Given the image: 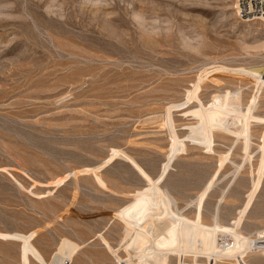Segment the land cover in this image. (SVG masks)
<instances>
[{"label":"rangeland","instance_id":"rangeland-1","mask_svg":"<svg viewBox=\"0 0 264 264\" xmlns=\"http://www.w3.org/2000/svg\"><path fill=\"white\" fill-rule=\"evenodd\" d=\"M237 5L0 0V264H210L214 226L245 241L215 264H264V22ZM239 90L242 133L205 128Z\"/></svg>","mask_w":264,"mask_h":264},{"label":"bare ground","instance_id":"bare-ground-1","mask_svg":"<svg viewBox=\"0 0 264 264\" xmlns=\"http://www.w3.org/2000/svg\"><path fill=\"white\" fill-rule=\"evenodd\" d=\"M256 20H262V22H264V19H256ZM263 48H264V44H263ZM256 70H249V71L253 72L254 75H256L257 73L260 72V70H257V71ZM256 82H258L259 85H263L264 84L261 81L260 77H257V81ZM240 95L241 94H240V90H239V92H233V93L230 92L228 94L225 93V95H220L219 94L216 97H214V101L212 102L210 108L209 109H205L203 112H201L202 113L203 125L206 126L205 128H211V129H214V130H229L230 128L234 127L235 129H238L239 134H240L242 129L245 127V123H244V121H242L243 118L241 116L243 108H242V106L240 104V101H239L240 100ZM251 109H252V107H250L249 110H251ZM245 120H246V118H245ZM248 148H249V146L246 145L245 149H248ZM240 167L241 166H239V168ZM205 192H206V189L203 190V193L200 195V198L205 194ZM196 225L197 226H195L196 227L195 230L196 231L198 230L197 233H199V236H200V235L203 234V232H204L203 229L204 228L202 229L200 221H199V223L196 222ZM216 225H217V223H216ZM208 230H209L208 236H209V239H211V248H212V249H210L211 251L210 250L208 251V257L210 259V264H215L217 259L219 258L218 252L216 253L213 250V248H214L213 246L216 247L218 244H221L222 246H225V248H226V247H229V246L233 247V246H235L237 244H241L242 242L245 243L244 236H241L240 233H236V232L234 233L231 230H223V235H222L223 239H222V242L220 243L218 241V232L221 233L222 230L220 231L217 228V226H214L212 229H208ZM229 234L232 237H231V239L228 240V239H226L227 237L225 238V236L229 235ZM128 235L133 237L134 240L135 239H136V241L138 240L139 242L143 241L145 239L149 240L151 238L150 234L148 232L140 233V232H132V231L128 230ZM256 238H257L256 240L252 241V243H254L253 244V247H254L253 250L261 251L264 254V229L258 230L256 232ZM198 240H200V239L198 238ZM198 240H197V242H198ZM128 244H130V242ZM165 246H166V244H165ZM220 246H219L218 250H220V251L223 250L224 251V249H221ZM139 247H141V246H139ZM163 247H164V245H163ZM205 247H208V245H206ZM209 248L210 247H208L207 249H209ZM216 248H215V250H216ZM138 250H139L138 252H140L139 253V258H140L139 262L141 261L140 262L141 264H150V262L148 263V261L150 259H154L155 257H157L156 256V251H155L156 249H152L151 251H147V250L145 251V249H138ZM160 262H161V260H160Z\"/></svg>","mask_w":264,"mask_h":264},{"label":"built area","instance_id":"built-area-1","mask_svg":"<svg viewBox=\"0 0 264 264\" xmlns=\"http://www.w3.org/2000/svg\"><path fill=\"white\" fill-rule=\"evenodd\" d=\"M238 13L246 19H264V0H238Z\"/></svg>","mask_w":264,"mask_h":264}]
</instances>
